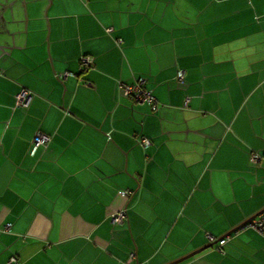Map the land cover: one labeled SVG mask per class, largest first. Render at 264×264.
Here are the masks:
<instances>
[{"label":"crops","instance_id":"obj_1","mask_svg":"<svg viewBox=\"0 0 264 264\" xmlns=\"http://www.w3.org/2000/svg\"><path fill=\"white\" fill-rule=\"evenodd\" d=\"M262 211L264 0H0V264H264Z\"/></svg>","mask_w":264,"mask_h":264},{"label":"built area","instance_id":"obj_2","mask_svg":"<svg viewBox=\"0 0 264 264\" xmlns=\"http://www.w3.org/2000/svg\"><path fill=\"white\" fill-rule=\"evenodd\" d=\"M107 32L111 31V28L106 29ZM120 39L116 40V43H120ZM80 63L83 64L84 69H90L93 66V58L89 55H81L79 59ZM70 75V73L65 72L59 75L60 78H65L66 76ZM176 80L180 83L184 81V72L182 70H179L176 74ZM87 85H89L87 83ZM119 88L122 89L125 96L130 98L136 103L139 104H146L149 106L151 112H155L158 107L159 103L156 99V97L144 87V80L138 79L132 84H125V83H119ZM14 107L18 109H26L28 108L30 101L32 99V92L22 87L14 96ZM189 101L188 97H184V106H187ZM109 139L110 137L107 136ZM50 140V137L41 132L37 131L35 135L32 138L31 146H30V152L31 154L35 153V151L40 147H45ZM139 143L143 147H148L152 144L151 140L146 137H141L139 140ZM261 156L257 153H252L249 157V161L251 163H257ZM118 193L123 197H130L131 191L130 190H118ZM126 220V208H123L121 210H118L116 212H113L110 214V221L114 225H122L125 223ZM246 228H251L259 232L260 234L264 235V211H262L257 217L253 218L250 222H247L246 224L241 226V230H244ZM10 230V224H6L3 226V231H9ZM226 238L220 239L218 241L219 245H223L226 242ZM135 258V253L131 252L129 254L128 262H131ZM17 260L15 256H11L6 264H16Z\"/></svg>","mask_w":264,"mask_h":264},{"label":"water","instance_id":"obj_3","mask_svg":"<svg viewBox=\"0 0 264 264\" xmlns=\"http://www.w3.org/2000/svg\"><path fill=\"white\" fill-rule=\"evenodd\" d=\"M259 214H260V213H259ZM259 214H258V215H259ZM252 219H253V218H250L249 220H247L246 222H244V224L247 223V222H250ZM239 227H240V226H238L237 228L233 229L232 231L237 230ZM232 231H230L228 234H230ZM221 239H223V238H221ZM219 240H220V239H219ZM219 240H217V241H219ZM217 241H213L212 243H210V244H208V245H206V246H204V247H202V248H200V249H198V250H196V251H194V252H191L190 254H187L186 256H184V257H182V258H180V259H177V260H175V261H172V262H170V263H168V264H178V263L184 261L185 259H188L189 257H191V256H193V255H195V254H197V253L203 251L204 249L210 247L211 245H213V244H214L215 242H217Z\"/></svg>","mask_w":264,"mask_h":264},{"label":"trees","instance_id":"obj_4","mask_svg":"<svg viewBox=\"0 0 264 264\" xmlns=\"http://www.w3.org/2000/svg\"><path fill=\"white\" fill-rule=\"evenodd\" d=\"M132 194V193H131Z\"/></svg>","mask_w":264,"mask_h":264}]
</instances>
